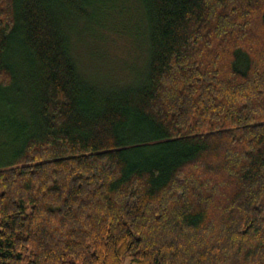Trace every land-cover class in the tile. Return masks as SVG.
I'll return each mask as SVG.
<instances>
[{
	"label": "trees",
	"instance_id": "16d2710c",
	"mask_svg": "<svg viewBox=\"0 0 264 264\" xmlns=\"http://www.w3.org/2000/svg\"><path fill=\"white\" fill-rule=\"evenodd\" d=\"M127 259L264 264V0H0V264Z\"/></svg>",
	"mask_w": 264,
	"mask_h": 264
},
{
	"label": "rangeland",
	"instance_id": "374dc122",
	"mask_svg": "<svg viewBox=\"0 0 264 264\" xmlns=\"http://www.w3.org/2000/svg\"><path fill=\"white\" fill-rule=\"evenodd\" d=\"M114 34H115L114 41L107 48L109 53L118 59H123V58H125V56H128L127 57V59H129L128 63L130 62V64H129L130 67H128V68L130 70H133V68L137 66L136 64H138V62L140 64H142V62H141L142 59L140 61V58L143 57L145 49H143L142 43L139 44V48L137 46V44L139 43V40L136 38H137V36H139V34L137 33V36H136V33L132 34L136 40V42L133 43V45L137 49V52L138 53L140 52V55H138L139 57L137 56V53L135 51L132 53V45L130 44V42L127 41V39L124 36H119L117 33H114ZM90 47H91V45H90ZM102 53H103V51L98 47V44H97L96 46H93L92 48H87V55L83 56L84 57L83 59L85 60L86 64H88L87 62L91 59L94 67L101 70L100 69V61L102 58H100V55ZM138 59H139V61L137 62ZM133 65H135V66H133ZM98 69L96 70L97 72H99ZM129 73H130V76H132L134 78V72H129ZM125 264H135V263H133L131 260L127 259L125 261Z\"/></svg>",
	"mask_w": 264,
	"mask_h": 264
}]
</instances>
